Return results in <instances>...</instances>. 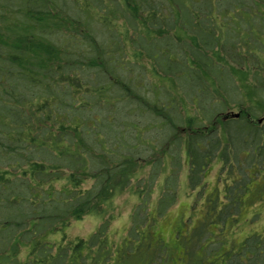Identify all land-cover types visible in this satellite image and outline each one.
<instances>
[{
	"label": "trees",
	"instance_id": "trees-1",
	"mask_svg": "<svg viewBox=\"0 0 264 264\" xmlns=\"http://www.w3.org/2000/svg\"><path fill=\"white\" fill-rule=\"evenodd\" d=\"M183 158L205 212L175 248ZM263 210L264 0H0V264H264Z\"/></svg>",
	"mask_w": 264,
	"mask_h": 264
},
{
	"label": "rangeland",
	"instance_id": "rangeland-1",
	"mask_svg": "<svg viewBox=\"0 0 264 264\" xmlns=\"http://www.w3.org/2000/svg\"><path fill=\"white\" fill-rule=\"evenodd\" d=\"M237 112V111H232ZM183 170L181 173L182 179L178 184V194L177 200L175 205L164 215L162 219L159 220L158 225L156 226L155 233L162 237L168 244L172 247L177 248V240L175 234L185 235L189 229L195 227L197 223L198 212L204 213L205 208H200L203 205V201L201 202V198L197 196V191L188 190L186 186V173H187V164L186 160L183 158L182 160ZM239 170H246V166L243 164L238 165ZM177 171V168H176ZM219 173L218 163L212 164L205 175L204 178V186L202 191L204 193H210L215 186V180ZM248 183L246 187L250 186V193L257 188V184L255 183ZM243 191V190H242ZM243 195L242 197H244ZM200 198V199H199ZM135 198L130 194V192H126L119 198L115 200L116 206V214L117 217L114 221H112L111 228L113 232H120L121 227L128 222L129 214L132 211V208L135 204ZM258 202L255 201L253 205L252 211L253 215L258 216L260 214V209L258 208ZM249 215L251 213H248ZM196 216V217H195ZM189 219H191L189 221ZM99 218L96 216H86L81 220L73 221L69 228L67 229V233L70 239L75 238H87L96 228L97 224L99 223ZM264 226V210L261 213V217L258 222L252 225L251 228L246 229L242 234L246 233L247 231H251L253 229L259 230ZM253 228V229H252Z\"/></svg>",
	"mask_w": 264,
	"mask_h": 264
},
{
	"label": "water",
	"instance_id": "water-1",
	"mask_svg": "<svg viewBox=\"0 0 264 264\" xmlns=\"http://www.w3.org/2000/svg\"><path fill=\"white\" fill-rule=\"evenodd\" d=\"M232 117H238V114H234V115H232Z\"/></svg>",
	"mask_w": 264,
	"mask_h": 264
}]
</instances>
